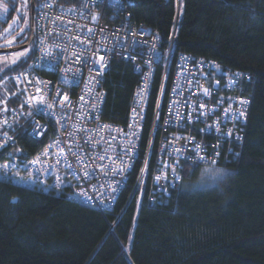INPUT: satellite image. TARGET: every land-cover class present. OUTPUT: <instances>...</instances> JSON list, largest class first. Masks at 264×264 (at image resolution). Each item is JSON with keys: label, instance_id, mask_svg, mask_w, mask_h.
<instances>
[{"label": "built area", "instance_id": "1", "mask_svg": "<svg viewBox=\"0 0 264 264\" xmlns=\"http://www.w3.org/2000/svg\"><path fill=\"white\" fill-rule=\"evenodd\" d=\"M77 1L40 2L32 61L0 80L1 182L107 214L138 163L133 192L148 182L152 202L178 190L187 167L239 156L252 105L247 72L173 56L174 34L163 51L161 35L133 24L123 0ZM118 59L139 78L125 125L101 116L105 74ZM26 138L43 145L30 154Z\"/></svg>", "mask_w": 264, "mask_h": 264}, {"label": "trees", "instance_id": "2", "mask_svg": "<svg viewBox=\"0 0 264 264\" xmlns=\"http://www.w3.org/2000/svg\"><path fill=\"white\" fill-rule=\"evenodd\" d=\"M34 1L37 12L42 0ZM1 2L7 6V22L0 21V32L17 12V0ZM30 3L20 14L22 26H28L25 44L31 35ZM123 3L133 24L161 35L163 51L174 34L173 56L214 59L225 70L249 74L243 93L252 105L240 154L214 168L227 170L226 180L192 190L189 185L201 169L209 168L189 166L178 190L156 195L152 202L148 182L133 192L138 163L107 214L0 181V264H264V0ZM33 57L34 52L0 74V80L25 69ZM138 83L128 62L113 60L103 82L102 119L125 125ZM157 92L156 80L149 114ZM24 144L30 154L43 145L27 138Z\"/></svg>", "mask_w": 264, "mask_h": 264}, {"label": "rangeland", "instance_id": "3", "mask_svg": "<svg viewBox=\"0 0 264 264\" xmlns=\"http://www.w3.org/2000/svg\"><path fill=\"white\" fill-rule=\"evenodd\" d=\"M5 6L0 0V19L5 17ZM11 26V27H9ZM21 29L18 26V22L10 23L0 32V74L4 73L13 66L28 59L35 50V42L28 45L26 38H23L26 33L28 26L25 24ZM11 41V43H9ZM13 61H15L13 63ZM212 175H216L215 169H201L200 177L197 180L191 182L190 188L198 189L206 186L208 182L216 181L212 179Z\"/></svg>", "mask_w": 264, "mask_h": 264}, {"label": "flooded vegetation", "instance_id": "4", "mask_svg": "<svg viewBox=\"0 0 264 264\" xmlns=\"http://www.w3.org/2000/svg\"><path fill=\"white\" fill-rule=\"evenodd\" d=\"M31 2H32V0H31ZM26 4H27V0H17V7H16L17 8V10H16L17 12H16V17H15L16 20L14 19L15 21L13 23L18 22V26L20 28H21V26L23 24L22 21H21L20 14L22 13L23 8H26ZM11 7H14V5H10V7H8V8H11ZM30 12H31V8H30ZM35 13H36V11H35ZM6 20H7V13H5V17L3 19H0V21L7 22ZM10 23H12V21H9V24ZM0 27H1V25H0ZM33 42H35V41H33ZM209 169H211V168H209Z\"/></svg>", "mask_w": 264, "mask_h": 264}, {"label": "water", "instance_id": "5", "mask_svg": "<svg viewBox=\"0 0 264 264\" xmlns=\"http://www.w3.org/2000/svg\"><path fill=\"white\" fill-rule=\"evenodd\" d=\"M35 2L34 0H32L31 2V20H30V32H31V36H30V40L28 41V45H30L33 40H34V35H35V23H34V19H35Z\"/></svg>", "mask_w": 264, "mask_h": 264}, {"label": "clouds", "instance_id": "6", "mask_svg": "<svg viewBox=\"0 0 264 264\" xmlns=\"http://www.w3.org/2000/svg\"><path fill=\"white\" fill-rule=\"evenodd\" d=\"M215 173L217 178L226 180L227 179V170L220 168V169H215Z\"/></svg>", "mask_w": 264, "mask_h": 264}, {"label": "snow or ice", "instance_id": "7", "mask_svg": "<svg viewBox=\"0 0 264 264\" xmlns=\"http://www.w3.org/2000/svg\"><path fill=\"white\" fill-rule=\"evenodd\" d=\"M3 7H4V11L6 12V11H7V6L5 5V6H3ZM95 18H96V17H94V19H95ZM9 27H11V26H9ZM9 43H11V41H9ZM14 62H15V61H13V63H14ZM205 91H206V90H205ZM241 103L246 104L247 101H242ZM240 114H241V115H244L243 112H241ZM201 159H203V158L201 157ZM2 167L7 168L8 166H7V165H4V166H2ZM85 175H87V173H85ZM157 179L159 180L160 177H157ZM212 179L215 180V179H216V175H212Z\"/></svg>", "mask_w": 264, "mask_h": 264}, {"label": "bare ground", "instance_id": "8", "mask_svg": "<svg viewBox=\"0 0 264 264\" xmlns=\"http://www.w3.org/2000/svg\"><path fill=\"white\" fill-rule=\"evenodd\" d=\"M35 13V12H34ZM37 13H38V11L35 13V19H34V23H35V35H34V39H36V16H37ZM179 14V13H178ZM30 20H31V15H30ZM105 20H108V22H111V23H117L119 20H109V19H106L105 18ZM31 36V35H30ZM30 40V39H29ZM34 41V40H33ZM28 43V42H27ZM102 120H104V119H102ZM104 121H106V120H104ZM148 194H149V192H148Z\"/></svg>", "mask_w": 264, "mask_h": 264}]
</instances>
